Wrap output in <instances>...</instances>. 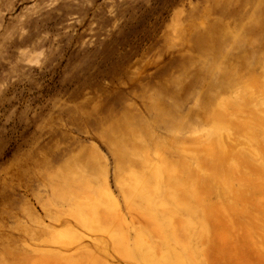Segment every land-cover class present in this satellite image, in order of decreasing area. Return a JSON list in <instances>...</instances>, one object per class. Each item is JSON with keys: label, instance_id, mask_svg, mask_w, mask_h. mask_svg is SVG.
Instances as JSON below:
<instances>
[{"label": "rangeland", "instance_id": "rangeland-1", "mask_svg": "<svg viewBox=\"0 0 264 264\" xmlns=\"http://www.w3.org/2000/svg\"><path fill=\"white\" fill-rule=\"evenodd\" d=\"M0 264H264V0H0Z\"/></svg>", "mask_w": 264, "mask_h": 264}]
</instances>
